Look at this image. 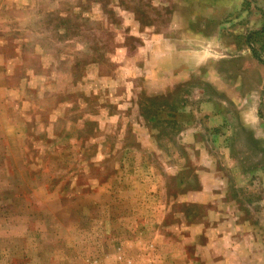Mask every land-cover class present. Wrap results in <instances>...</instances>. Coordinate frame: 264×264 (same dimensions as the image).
<instances>
[{
  "label": "rangeland",
  "instance_id": "1",
  "mask_svg": "<svg viewBox=\"0 0 264 264\" xmlns=\"http://www.w3.org/2000/svg\"><path fill=\"white\" fill-rule=\"evenodd\" d=\"M0 264H264V0H0Z\"/></svg>",
  "mask_w": 264,
  "mask_h": 264
}]
</instances>
